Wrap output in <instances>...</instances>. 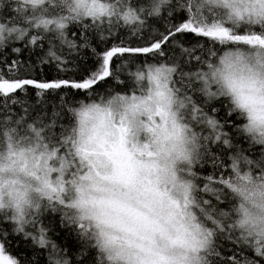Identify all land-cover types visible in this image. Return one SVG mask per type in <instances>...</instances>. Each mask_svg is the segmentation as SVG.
I'll list each match as a JSON object with an SVG mask.
<instances>
[{
    "label": "snow or ice",
    "instance_id": "snow-or-ice-1",
    "mask_svg": "<svg viewBox=\"0 0 264 264\" xmlns=\"http://www.w3.org/2000/svg\"><path fill=\"white\" fill-rule=\"evenodd\" d=\"M46 213L75 264H264V0H0V264H73Z\"/></svg>",
    "mask_w": 264,
    "mask_h": 264
},
{
    "label": "trees",
    "instance_id": "trees-1",
    "mask_svg": "<svg viewBox=\"0 0 264 264\" xmlns=\"http://www.w3.org/2000/svg\"><path fill=\"white\" fill-rule=\"evenodd\" d=\"M5 15H8V13L6 12ZM156 26L162 27L159 23H156ZM120 35L126 36L127 30L126 29L122 30ZM109 42H111V38H109ZM186 42L194 43L195 42L194 37H192V36L187 37ZM135 43L136 42L133 41V44H135ZM17 46H19V45H17ZM9 52H10V49H9ZM197 54H199V52H197ZM82 55L89 57L87 59V61L77 59L75 54H73V56L70 57V59H77V64L79 65V71H77V72L58 73L55 66L51 65V66H42V68H43L42 71L37 70V71L32 72L30 75L33 77H37V78L42 77V78H47V79H52V78L57 77V76H60L62 78H67L68 76H75L78 79L80 77V74L83 73L85 71V69L94 66V60L91 57L90 51H84L82 53ZM19 58L22 60H25V61H27L28 59H32L33 61H35V55L30 57L27 50ZM68 67L71 68V67H73V65L69 64ZM196 67H197V65H196L195 61H193L189 67L185 68V71H188L189 68L191 70H195ZM21 75H23V73H21ZM112 83H113L112 81H109V84H112ZM105 87H106V85H100L101 89H104ZM27 99L29 101H31L32 103H35V101H36L35 91H33L31 88L29 89ZM45 99H46V101L51 102V101L56 100L57 96H51L50 95V96H47ZM222 100H223V98H222ZM212 106L220 109V111L218 113H215V115L217 116L218 119L223 121L225 118V111H226L225 107L222 106L221 103H218L216 101H213ZM16 110L19 112V107H17ZM208 110L210 111V109H208ZM37 111H39V106H37ZM49 111H51L50 104H49ZM231 120L237 124H241V123L245 122L242 118L238 120L236 114H234L231 117ZM63 122L64 123L68 122L67 115L65 116V119ZM226 130L229 131L230 133H233L234 135H236L237 140L240 143H242L244 145V147H248V141L243 138L242 133L237 134L236 130L234 128H232L231 125H229ZM253 152H255L258 155L259 154V146L254 147ZM249 154L251 155L252 153H249ZM203 171L204 172H210L211 168L205 167L203 169ZM42 220L44 221L46 226L50 227L51 238L53 240H55L58 245H60L63 248H66L68 250V257H69V259H71L73 261V264H75V254L77 252H79V250L83 247V242L78 237L76 231L74 229L62 227L60 224V215L58 213H46L42 217ZM49 222H51V223H49ZM232 248H233V246L231 244L225 243L223 245V249H222L223 255L224 256L231 255ZM10 251L14 255L21 257V259H23L25 257L30 258L32 255V248L29 245H27L23 241L22 238H18V237H13L11 239ZM88 251H89L88 260L93 261L94 257L97 255V250L89 248ZM248 255L251 256L252 253L248 252ZM40 261H41V264H44V256L43 255L40 257ZM86 264H87V262H86Z\"/></svg>",
    "mask_w": 264,
    "mask_h": 264
}]
</instances>
